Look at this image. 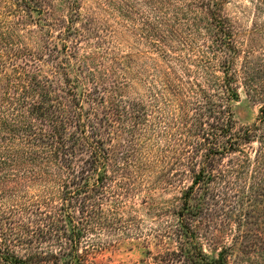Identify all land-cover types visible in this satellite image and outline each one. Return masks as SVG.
Masks as SVG:
<instances>
[{"label":"trees","instance_id":"trees-1","mask_svg":"<svg viewBox=\"0 0 264 264\" xmlns=\"http://www.w3.org/2000/svg\"><path fill=\"white\" fill-rule=\"evenodd\" d=\"M31 1L16 0L35 21L37 6ZM229 1L192 0L204 10L205 45L215 57L211 69L216 74L205 106L186 115L197 139L189 143L198 152L205 150L204 165L195 171L175 211L177 232L185 243L173 255L189 264L195 257L205 264H228L227 250L211 256L196 243L193 222L207 210L202 202L193 206L195 187L205 175V192L210 191L216 166L227 158L240 160L233 155L251 147L262 131L264 141V101L253 125L240 124L233 107L240 101L241 85L254 101L264 93L259 77L247 67L240 82L238 35L225 13ZM249 1L256 18L264 20V0ZM77 15L72 10L64 32L48 38L40 50L17 46L6 54L7 61L0 58V181L25 182L33 189L17 204L0 196V264H77L88 235L105 223L103 203L130 190L123 186L142 163L147 150L142 147L151 145L152 152L157 130L167 124L159 107L167 85L150 91L148 109L140 94L131 91L132 82L122 80L128 68L122 60L131 62L132 56L119 59L94 50L80 57L85 32L75 28ZM147 130L153 131L150 138ZM249 159L242 158L244 167Z\"/></svg>","mask_w":264,"mask_h":264},{"label":"rangeland","instance_id":"rangeland-1","mask_svg":"<svg viewBox=\"0 0 264 264\" xmlns=\"http://www.w3.org/2000/svg\"><path fill=\"white\" fill-rule=\"evenodd\" d=\"M31 2L37 6L35 21L16 0H0V58L4 61L17 46L35 51L43 48L48 38L57 39L73 10L78 12L75 28L85 32L80 57L94 50L111 52L119 59L132 56L131 62L122 60L128 67L122 80L132 82L131 91L140 94L148 109L152 104L150 91L164 90L162 86L167 85L159 106L166 127L157 130L159 137L152 142V152L148 151L151 145L142 147V152L147 149L142 163L134 166L133 177L123 186L129 185L130 190L112 194L103 203L105 223L88 235L89 242L81 246L77 264H189L187 258L173 255L185 243L177 232L175 211L184 190L192 186L195 171L201 170L205 161V150L198 152L196 145L189 143L197 139L191 133L194 126L186 122L188 113L192 116L197 107L205 106V94L214 92L210 86L216 74L211 69L215 57L205 45L204 10L192 0ZM225 13L238 35L240 82L246 77L243 70L249 68L259 77L263 94L264 20L256 18L255 6L249 0L227 2ZM240 96L233 104L237 121L245 126L257 123L264 97L254 101L243 85ZM152 132L147 130L149 138ZM262 138L263 131L251 147L233 155L240 160L229 162L227 158L215 167L210 191L205 192L204 175L192 195L193 206L202 202L207 210L192 226L198 247L211 256L227 250L228 264H264ZM247 157L250 164L244 167L242 158ZM26 192L32 194L33 189L25 182L0 181V196L12 204L24 201ZM190 255L193 259L192 251ZM193 261L205 264L198 257Z\"/></svg>","mask_w":264,"mask_h":264}]
</instances>
